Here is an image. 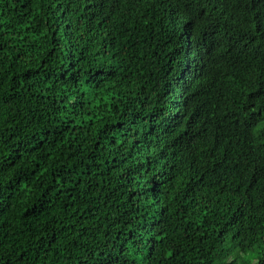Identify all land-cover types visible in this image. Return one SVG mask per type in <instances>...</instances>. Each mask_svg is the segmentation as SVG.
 I'll return each instance as SVG.
<instances>
[{
    "label": "trees",
    "instance_id": "1",
    "mask_svg": "<svg viewBox=\"0 0 264 264\" xmlns=\"http://www.w3.org/2000/svg\"><path fill=\"white\" fill-rule=\"evenodd\" d=\"M261 20L0 0V264H264Z\"/></svg>",
    "mask_w": 264,
    "mask_h": 264
},
{
    "label": "snow or ice",
    "instance_id": "2",
    "mask_svg": "<svg viewBox=\"0 0 264 264\" xmlns=\"http://www.w3.org/2000/svg\"><path fill=\"white\" fill-rule=\"evenodd\" d=\"M196 21H195V19L193 20V23H195ZM260 26L262 27V28H264V20H261V22H260ZM261 95H264V92H261L260 93Z\"/></svg>",
    "mask_w": 264,
    "mask_h": 264
}]
</instances>
